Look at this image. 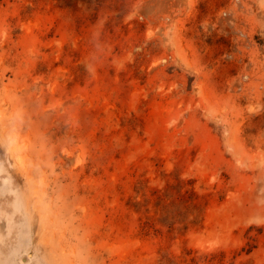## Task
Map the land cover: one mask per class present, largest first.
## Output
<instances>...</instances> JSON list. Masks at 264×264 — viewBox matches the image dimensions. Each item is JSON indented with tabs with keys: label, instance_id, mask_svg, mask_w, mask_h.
<instances>
[{
	"label": "rangeland",
	"instance_id": "1",
	"mask_svg": "<svg viewBox=\"0 0 264 264\" xmlns=\"http://www.w3.org/2000/svg\"><path fill=\"white\" fill-rule=\"evenodd\" d=\"M0 264H264V0H0Z\"/></svg>",
	"mask_w": 264,
	"mask_h": 264
}]
</instances>
